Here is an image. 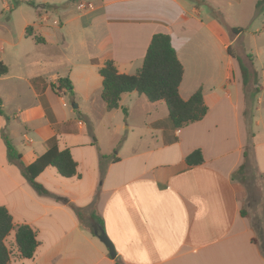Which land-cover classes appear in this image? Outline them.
Segmentation results:
<instances>
[{
    "label": "crops",
    "instance_id": "1",
    "mask_svg": "<svg viewBox=\"0 0 264 264\" xmlns=\"http://www.w3.org/2000/svg\"><path fill=\"white\" fill-rule=\"evenodd\" d=\"M17 1L13 11L2 5L10 15L0 25V62L8 69L0 77V207L13 226L32 229L38 246L32 259L20 258L12 230L5 239L9 264H264L236 177L253 171L264 189V42L239 44L246 34H264V12H247L249 33L241 29L235 36L229 30L240 27L222 24L211 0H199L201 7L195 0H78L62 13L36 9L39 22L19 9L25 0ZM71 24L79 47L85 46L83 32L94 29L93 52L87 63L61 65L54 53L69 46ZM155 34L170 36L183 67L180 98L187 101L201 89L207 107L200 121L177 130L163 102L131 93L107 112L101 99L98 69L112 61L119 74L135 75ZM192 35L206 42V70L184 53ZM220 49L225 54L215 59ZM31 68L36 72L29 74ZM60 78L71 82L73 95L55 89ZM135 115L144 118L132 125ZM102 116L111 141L105 153L95 136ZM3 132L25 167L54 139L58 150L70 152L76 175L63 178L47 167L35 180L47 195L37 194L8 161ZM194 151L203 162L188 166ZM87 210L102 221L115 259L94 234L91 218L83 223Z\"/></svg>",
    "mask_w": 264,
    "mask_h": 264
},
{
    "label": "trees",
    "instance_id": "2",
    "mask_svg": "<svg viewBox=\"0 0 264 264\" xmlns=\"http://www.w3.org/2000/svg\"><path fill=\"white\" fill-rule=\"evenodd\" d=\"M75 1V0H71ZM29 7L35 8L30 0L24 1ZM256 13L264 10V0H260L255 6ZM241 29H231L229 33L237 36ZM26 35H32L31 27L26 29ZM36 42L40 39L34 37ZM230 54V50H227ZM7 67L0 62V77L7 74ZM244 79L247 71L242 68ZM98 74L102 79L101 99L107 112L119 108L121 97L131 93L144 96L149 103L163 102L168 111V122L173 130L180 129L188 124L200 121L207 113L204 105L201 89H198L187 101L179 96V85L183 77V67L178 60L175 50L171 45V38L165 34L153 35L143 59L142 67L135 75L119 74L112 61H106ZM55 87L59 93L67 91L73 95L71 82L67 78L58 79ZM126 116L127 111L123 109ZM2 139L6 147L8 161L15 165L21 175L39 195H47L42 186L36 183L37 176L47 167H53L63 178H71L76 175V163L68 150H58L54 139L49 143L47 152L39 157L33 164L25 167L20 155L16 152L8 136L3 132ZM203 162L200 151H194L186 157L188 166L200 165ZM243 168L239 170L242 172ZM92 219L102 228L99 218ZM12 230H15V244L22 259L33 258L38 243L35 233L26 225L13 226L12 218L8 211L0 207V264H9L11 251L5 245V239Z\"/></svg>",
    "mask_w": 264,
    "mask_h": 264
},
{
    "label": "rangeland",
    "instance_id": "3",
    "mask_svg": "<svg viewBox=\"0 0 264 264\" xmlns=\"http://www.w3.org/2000/svg\"><path fill=\"white\" fill-rule=\"evenodd\" d=\"M31 1H33V3L35 4V8L29 7L25 2H22L20 4L19 9L27 13L26 14L27 18L35 19L36 22H39V20L36 19L37 18L36 13H35L36 9L43 8L44 12L51 13L54 11L55 7H57L58 12L62 13L66 7H70V9H74L73 5L74 4L77 5L78 3V0H75V1H71V0H31ZM83 1L87 2L89 0H83ZM229 1L230 0H211L214 6V12H216V15L219 17L218 20L222 24L224 22L228 24L229 26H232L231 24H238L235 26H239L240 29H242L243 31L248 32L250 30L249 27L247 28V26L245 25L247 24L246 22H248L247 21L248 19L246 18L247 12L250 14V16L251 15L256 16L264 12L263 10L259 14L256 13V9L254 7L255 6L254 0H242L238 4L236 2L234 3L232 1L231 2ZM4 4L11 7V11H13L19 6L18 5L19 2L17 0H0V17H1L0 25H5L4 19L5 17L10 15V13H6L2 9V5ZM195 5H200V7L203 6L199 0H195ZM54 17L58 19V17L56 16ZM13 20H14L13 25H17L15 23V17L13 18ZM71 27L73 28V24H71ZM93 32H94V29L85 30L83 32L85 34V36L83 37L86 38L85 46L79 47L77 45V43L79 42L78 35L76 34L75 29L73 28V31L71 32V37H73V39H69L70 41L69 40L67 41V43H69V46L66 47L64 50L61 49V52L58 54L54 53V58H56L58 63H60L61 65H64V64L67 65L69 64V62L75 63V64L87 63L86 62L87 53L93 52L92 42L90 41L91 39L90 35H93ZM257 36L258 35L252 36V35L246 34V36L239 41V44H241V46L243 45L253 46L252 44L253 42H255L257 43V45L260 46L264 42V34L260 35V37H257ZM205 43L206 42L203 41V39L200 36L194 37L192 35L189 43L184 48V53L186 57L189 59L190 63L192 60L194 61L195 64H201L203 62L201 66L204 67V69L206 70L207 66L206 65L204 66V63L206 60H208L211 57V55L208 49L206 48ZM30 45H33V44L31 43ZM237 49H238V44L233 46L232 53H236ZM230 53H231V50H230ZM44 54H46V51L44 52ZM224 54L225 53L221 49L219 50V53L217 52V50H214L213 56L215 59L217 57H219V59H222ZM251 55H253V53ZM31 57H33V55H30V58ZM197 66H200V65H197ZM194 67L196 68V65ZM35 72L36 71H34V69L32 68L29 69V74H33ZM129 97H132V96L130 95L125 96L124 98L125 103L129 101L130 99ZM67 105H68V109H71L70 101H68V99H67ZM75 115H76L75 117L78 118L76 111H75ZM124 116H121L120 114L122 122L125 125L124 121L126 120H124ZM134 117L129 120V122L132 125L139 124L144 118V117H140L137 115H135ZM121 119H119V122H121ZM145 119H148V118L146 117ZM93 120L96 123L95 125H97L99 119H96V117H94L92 119V122ZM100 121H101L100 126L98 128L96 127L95 136L98 139V145L100 149L102 150L103 153H105L111 149V141L109 139L110 133L106 131V129L104 128L106 123L108 122L106 117L103 121V116H102L100 118ZM103 122L105 124H103ZM121 132L122 134H124V130H122ZM117 141L118 139L115 140L114 146L117 145ZM119 142L121 143L122 139H120ZM127 144H130V142H128ZM236 177H237V182L240 183L241 189L243 191V192L241 191L242 198H243L242 200L243 213L247 215L249 219L251 220L250 222H251L252 229H253L254 240L264 255V189H263L262 182L260 181L258 177L254 176L253 171L247 172L245 176L241 174V175H237ZM81 214H82L81 219L85 225L89 224L88 218L89 217L91 218V220L94 222L92 224L95 226L99 234L100 233L99 229L101 227L97 224L95 220L92 219V216L98 218L97 215H95L94 213H91L89 210L84 211Z\"/></svg>",
    "mask_w": 264,
    "mask_h": 264
},
{
    "label": "water",
    "instance_id": "4",
    "mask_svg": "<svg viewBox=\"0 0 264 264\" xmlns=\"http://www.w3.org/2000/svg\"><path fill=\"white\" fill-rule=\"evenodd\" d=\"M73 109H76L77 106L73 105ZM94 234L97 236V239L104 245V247L107 249L108 255L111 259H115L116 253L113 244L110 242L108 237L106 236L105 232L102 230V228L99 229L100 233L98 234V231L95 227H93Z\"/></svg>",
    "mask_w": 264,
    "mask_h": 264
},
{
    "label": "built area",
    "instance_id": "5",
    "mask_svg": "<svg viewBox=\"0 0 264 264\" xmlns=\"http://www.w3.org/2000/svg\"><path fill=\"white\" fill-rule=\"evenodd\" d=\"M80 7H82V6H80Z\"/></svg>",
    "mask_w": 264,
    "mask_h": 264
}]
</instances>
